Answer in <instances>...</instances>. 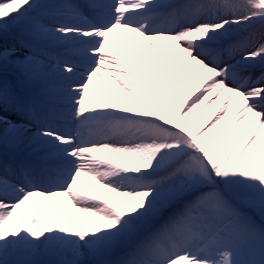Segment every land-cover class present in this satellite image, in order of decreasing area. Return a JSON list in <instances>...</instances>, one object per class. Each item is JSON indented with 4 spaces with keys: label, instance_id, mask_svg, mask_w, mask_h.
<instances>
[{
    "label": "snow or ice",
    "instance_id": "snow-or-ice-1",
    "mask_svg": "<svg viewBox=\"0 0 264 264\" xmlns=\"http://www.w3.org/2000/svg\"><path fill=\"white\" fill-rule=\"evenodd\" d=\"M0 264H264V0H0Z\"/></svg>",
    "mask_w": 264,
    "mask_h": 264
},
{
    "label": "bare ground",
    "instance_id": "bare-ground-1",
    "mask_svg": "<svg viewBox=\"0 0 264 264\" xmlns=\"http://www.w3.org/2000/svg\"><path fill=\"white\" fill-rule=\"evenodd\" d=\"M51 2H53V3H59V2H61V0H51ZM8 43H9V44L16 43V44L19 46L20 40H19V38H15V37L10 36V37L8 38ZM121 51H122V54H123V49H122V48H121ZM3 75H4V77H5L6 79H8V81H9L10 83H12V82L16 79V75H17V74H16V70H15V68H14L13 66L9 65L8 68L5 70V72L3 73ZM9 75H10V76H9ZM109 83H111V81H109ZM112 87L116 89V92H117V93H120V89L117 88L114 84L112 85ZM120 94L122 95V93H120ZM101 99H104L105 102H108V101H107V98H106V97H103L102 95H101ZM183 99H184V97H181V100H183ZM217 106H218V105H217ZM214 111H215V108L211 109V111H210V113H209V118L211 117L212 113H214ZM197 116H198V114H197ZM13 118H14V117H13ZM11 151H12V150L9 149V152H10V153H11ZM121 159L124 160L125 162H128L127 159L125 160V159L122 158V157H121Z\"/></svg>",
    "mask_w": 264,
    "mask_h": 264
}]
</instances>
